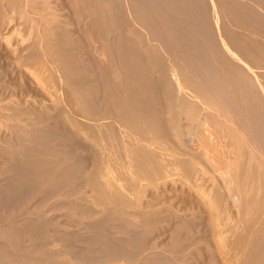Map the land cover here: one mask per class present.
<instances>
[{
	"label": "bare ground",
	"instance_id": "obj_1",
	"mask_svg": "<svg viewBox=\"0 0 264 264\" xmlns=\"http://www.w3.org/2000/svg\"><path fill=\"white\" fill-rule=\"evenodd\" d=\"M55 2L0 0V264H264V0Z\"/></svg>",
	"mask_w": 264,
	"mask_h": 264
},
{
	"label": "rangeland",
	"instance_id": "obj_2",
	"mask_svg": "<svg viewBox=\"0 0 264 264\" xmlns=\"http://www.w3.org/2000/svg\"><path fill=\"white\" fill-rule=\"evenodd\" d=\"M54 1H56L55 3H57V5L59 4V7L63 10L64 8L63 7H66L67 6V4H65V0H54ZM59 1H61L60 3H59ZM64 1V2H63ZM208 1L209 0H207V3H208ZM64 5V6H63ZM207 5V4H206ZM210 4H209V6H206V8H208L207 10L209 11L210 10ZM66 9V8H65ZM66 11V13H65V15H67L68 14V12H67V10H64V12ZM63 11H61V13H64ZM221 19H222V21H225V20H223V18L221 17ZM1 49H0V55H2V56H4L3 58L5 59H7L8 60V54H7V52L4 50L5 48L4 47H0ZM6 53H5V52ZM3 52V53H2ZM7 55V56H6ZM6 56V57H5ZM1 57V56H0ZM3 63H4V61H3ZM5 65H7L8 63L6 62V60H5ZM3 66H2V70H3V75H6L5 73H7V75H6V77L8 76V78H10V80H12V78H15V77H13V75L15 76L16 75V73H18V72H16V71H14V70H12V73H10V75H8L9 73L7 72V71H11V68L9 67V65H7V67H8V69H7V67L4 65V64H2ZM6 68V69H5ZM4 69H5V71H4ZM9 71V72H10ZM18 75L20 76V77H18ZM17 76H16V79H13L11 82L12 83H14V82H18L19 81V79L21 80V81H19L18 82V84H19V86L17 87V89L16 90H14V89H12L11 87V89L9 88V90H7L8 89V87H7V92H8V94L6 93L4 96H7V97H9V95H11L13 92L12 91H16L17 92V94L19 93L20 94V91L19 90H22L23 89V91H22V93H24V94H22L21 96L20 95H18V96H20L19 98H23L24 99V97H25V95L26 94H28L29 92H36V91H38L37 93H34L35 95H36V97H38V93H40L39 92V89L38 88H36L34 85H32L31 83H30V81H29V79H27L28 78V76H26L24 73H23V75H25V77H23V75H20V74H18ZM12 76V77H11ZM22 76V77H21ZM8 78H6V81H8L9 79ZM18 78V79H17ZM8 79V80H7ZM24 79H25V81H24ZM10 80L8 81L9 83H11L10 82ZM24 82H27L28 83V81H29V85L30 86H28V84L27 83H24ZM24 83V86L22 87L21 86V84H23ZM21 83V84H20ZM15 84V83H14ZM17 85V84H16ZM25 85H27L26 87H25ZM32 86V87H31ZM19 87H21V88H19ZM27 87H29V88H27ZM36 89H35V88ZM27 88V89H26ZM34 88V89H33ZM24 89H26L27 90V92H24V91H26V90H24ZM10 90H12L11 92V94H9V92H10ZM29 90V91H28ZM33 90V91H32ZM35 90V91H34ZM26 93V94H25ZM30 93V94H31ZM33 93L31 94L32 96H35V95H33ZM7 97H4V98H6V100H8V98ZM21 98V100H23ZM5 100V99H4ZM4 104L3 105H7V102L5 101V102H3ZM6 133V134H5ZM9 133H7V131H3V132H0V135L2 136V139L3 140H6V139H8V135ZM5 138V139H4ZM98 207H97V209H95V208H93V207H88V206H86V207H83V208H81V213L83 212V213H86L87 215H90V214H92V213H94L95 211L97 212L98 211ZM100 214V213H99ZM65 223H67V224H65V225H67L66 226V229H67V236H66V238H67V240H69V241H71V240H73V236H72V234H71V232H73V231H75V230H77L78 229V220H76V219H74V218H72V217H70L69 219H68V222H66V221H64ZM115 223H116V221H114V220H111L110 221V224H111V227H114V225H115ZM169 231H168V230ZM166 230L164 229H162V231L161 230H157L158 232L156 233V231L154 232L155 234H153V236H152V234L149 236L150 238H145V237H143V238H145V239H143V240H140V244L141 245H143L144 247L143 248H138L135 244H137V243H132L133 245V248H131V253H129V256L132 258V257H134L135 256V254L137 253H139L140 251H142V250H144L145 249V247H146V244H148V243H165V242H169L168 240H169V236L168 235H170L171 236V233H172V229L171 228H167ZM122 230V229H121ZM119 232H121L120 230H118ZM167 231V232H166ZM165 233V234H164ZM161 235H162V237H161ZM122 236V235H121ZM160 236V237H159ZM155 237V238H154ZM157 237L158 238H160V239H157ZM168 237V238H167ZM162 238V239H161ZM157 239V241L155 242L154 240H156ZM159 240H160V242H159ZM146 242V243H145ZM69 243V242H68ZM142 243H145V245L144 244H142ZM78 245H82V244H78ZM80 247H83V246H80ZM199 248H195L194 250H195V253H193L194 254V257L192 258V259H189L185 264H223L221 261H220V259L219 258H217V257H215V255L213 256L212 254L213 253H211L210 251H209V253L207 252V248H204V247H206V245L204 244H202L201 243V245L199 244V246H198ZM207 249V250H206ZM158 250V249H157ZM156 250V251H157ZM194 250H193V252H194ZM253 251H256V249H253ZM146 253V251H144V253L138 258V259H136V260H133L132 262H129L128 264H134V262L135 261H137V260H140V259H142L145 255ZM199 253L201 254L200 255V257L201 258H198L199 257ZM206 253V254H205ZM211 253V254H210ZM256 253V252H255ZM198 256H197V255ZM70 256H72V259H73V261H74V263H76V264H81V258H76L73 254L72 255H70ZM197 256V257H196ZM125 264V263H124ZM127 264V263H126Z\"/></svg>",
	"mask_w": 264,
	"mask_h": 264
}]
</instances>
